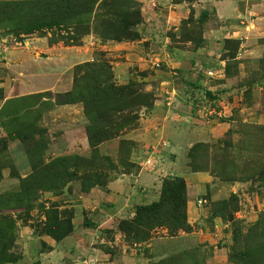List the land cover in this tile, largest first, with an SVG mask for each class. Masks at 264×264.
<instances>
[{
	"label": "rangeland",
	"instance_id": "rangeland-1",
	"mask_svg": "<svg viewBox=\"0 0 264 264\" xmlns=\"http://www.w3.org/2000/svg\"><path fill=\"white\" fill-rule=\"evenodd\" d=\"M249 2L255 1L249 0L247 5ZM143 3L144 0H0V41L13 54L29 58L25 73L33 71L37 64L34 59L53 65V73L45 69V77L47 82L54 78L52 83L61 85L51 91L17 94L12 81H5L0 70V83H4L0 84V264L19 260L24 240L34 235L53 239L46 234L49 227H59L58 233L68 228L71 209L58 206L64 200L60 196L64 188L71 190L75 183L74 194L85 192L83 189L92 183L103 185L108 173L133 171L136 167L129 156L139 149L137 140L142 136L134 133L136 142L130 134L137 127L139 115L153 101L145 84L136 79V40L145 22L142 10L151 12L153 7L156 14L163 15V23L151 26V38L159 45L166 40L171 63L181 59V52L172 54L174 48L200 45L205 23H214L212 11L199 19L201 22L196 20L198 6L196 14L193 9L165 7L164 1L150 0L145 7ZM246 30L238 29L231 38L221 41V66H211L205 73L208 82L204 87L217 85L215 90L225 92L219 93L222 103L210 104L214 112L209 115L214 119L212 125L223 123L222 130L209 128L215 132L211 136L207 129L205 140L191 144L184 155L187 170L207 178L205 186H191L189 193L201 212L198 222L188 224L189 229L151 226L143 228V234L137 237L122 232L119 221L115 225L129 243L197 233L193 241L186 239L185 250L150 264H264V35L252 32L250 36L254 38L245 42L242 36ZM110 34H117L118 39L110 38ZM187 39L190 43L186 45ZM155 51L158 58L153 66L171 75L174 71L176 77L177 65L167 66L162 59L165 52L158 48ZM69 55L77 57L64 61ZM126 61L131 75L120 83L113 76L112 65L124 70L121 63ZM146 71L149 69L142 73ZM107 77L117 88L107 94L108 108L102 117L90 121L81 102H66L82 85L96 84ZM4 87L12 92L11 97L3 99ZM99 126L102 134L97 133ZM86 127L92 147L88 145L82 151L79 142L86 140ZM68 133L71 138L66 139ZM141 156L145 159L140 158L139 163L144 166H151L155 159V154L151 155L152 161L148 154ZM167 176L172 175L160 176V184ZM184 208L186 220V192ZM53 210L61 218L56 226ZM133 216L134 212L130 219ZM40 249L46 251L42 244ZM35 257L32 254L28 264H38ZM58 259L62 257L55 256Z\"/></svg>",
	"mask_w": 264,
	"mask_h": 264
},
{
	"label": "crops",
	"instance_id": "crops-1",
	"mask_svg": "<svg viewBox=\"0 0 264 264\" xmlns=\"http://www.w3.org/2000/svg\"><path fill=\"white\" fill-rule=\"evenodd\" d=\"M160 1L165 2V7H181L182 11L196 10L195 7L198 6V16L201 11L205 14L212 11L214 23L204 22L206 25L200 36L202 40L200 45L194 48H174L172 54L176 51L181 52L179 55L181 59L171 63V58H168L170 49L169 51L166 49V40L164 39L159 45L151 38L153 34L151 26L163 23L161 18L163 15L156 14L153 7L151 12L145 10L146 8L142 10L145 22L139 30L140 38L136 40V79L142 82V85L145 84L153 101L150 107L139 115L137 127L130 134L134 141H136L134 133L142 136V140L136 141L140 151L136 149V153L133 152L135 154L129 156V161L136 163V167L133 171L118 170L108 173L103 185H93L85 192L74 194L75 183H72L71 190L64 188L60 194L64 200L59 202L58 206L59 209L63 206H69L71 209L69 218L72 230L58 241L45 235H34L24 240L21 243L24 248L22 257L14 263L7 264H28L32 254L36 256V260L38 259V264H80V262L81 264H150L185 250L188 248L186 239L189 238V242L195 239L197 233L190 232L184 233L183 236L179 235L177 238L159 236L141 243H129L124 241L121 234L116 231L115 225L121 219H129L136 205L148 204L158 199L160 176L165 174L183 177L186 192V221L190 225L198 222L201 212L189 193L191 186L193 188L197 185L205 186L207 178L187 170L185 151L191 144L205 140L204 135L207 129L208 131H210L209 128L214 129L213 131L222 130L221 125H223L219 121L216 125H212L211 121L214 119L209 118V115L214 112V109L210 107L213 103L224 101L219 94L224 90H215L217 85L209 84L204 87L208 82L205 73L210 72L211 66L214 68L218 66L219 69L222 62L220 58L222 51L219 48L221 41L231 38L238 29H241V32L243 29H248L242 36L245 42L248 39L251 40L250 37L254 38L250 36L252 32H258L257 35L263 37L264 3L260 0H254V3L249 2V5H247L249 0H192L187 1L188 4L185 3L186 0L179 3H172L170 0H154V3H160ZM148 3L150 0H144V7ZM260 4L261 7L257 8ZM238 15L240 18L237 20ZM260 19L262 22L257 23ZM27 43L30 42L27 41ZM188 43L190 39L185 42L186 45ZM1 46H4L2 41H0L1 74L3 73V77L6 76L5 81H12L17 94L51 91L53 87L61 86L59 83H52L55 82L54 78L52 82H47L49 79L45 77V69L50 71L53 65L45 63L44 65L34 59L33 63L35 61L37 64H34L36 66L33 71L25 73V71L28 72L26 61H30L29 58L24 54H13L5 46V49ZM157 48L165 52L162 59L167 66L168 63L172 68L173 65H177L179 70L176 77L174 71L172 72L174 75H171L164 68L161 70L153 66L155 59L158 58L155 53ZM76 57V55H69L68 58H64V61L71 62ZM128 62L121 63L124 70H121L118 65H112L113 76L120 83L131 75ZM147 69L149 71L142 73ZM52 73V71L49 72V74ZM40 78L47 79L41 81ZM152 80L154 83L151 82ZM202 90L204 91L201 92ZM11 93H8V89L4 87L3 99L11 97ZM213 131H210L211 136L215 134ZM68 134L66 139L71 138V134L69 136ZM79 143L82 151L88 148L85 138L80 139ZM144 153L149 155V161L155 158L151 166L139 163L140 158L145 159L141 156ZM152 154L155 156L151 159ZM76 195H79V198L76 199ZM84 220L89 223V226H83ZM41 244L45 246L46 251L40 249ZM55 256L62 259L55 260ZM220 262L218 261V264H227V262Z\"/></svg>",
	"mask_w": 264,
	"mask_h": 264
},
{
	"label": "trees",
	"instance_id": "trees-1",
	"mask_svg": "<svg viewBox=\"0 0 264 264\" xmlns=\"http://www.w3.org/2000/svg\"><path fill=\"white\" fill-rule=\"evenodd\" d=\"M205 15V12L201 11L199 13L198 20L203 18V16ZM116 29H118V27H116L114 31ZM116 35L117 34H110L109 37L112 39H118V36ZM116 88L117 86L112 83L111 77L104 78L103 80L98 79L96 84H84L78 90H74V92L72 93L74 97L68 99L66 102H81L83 104L84 114H86L88 120L93 121L94 119L102 117V112L107 111V94L109 92H114V89ZM68 94H70V92ZM91 114H94V116H92ZM97 129L98 134L103 133L101 126H99ZM20 137L21 136L19 135L17 136V138ZM90 138L91 136L89 127H86V140L89 146ZM21 141L24 144H22L23 147H26L23 138ZM25 152L27 155V148ZM191 168L195 170L193 166H191ZM31 169L33 171L32 167ZM93 185H96V183L90 184L86 189H83V191H87ZM184 206L185 185L182 177L179 175L167 176L161 181L158 199L148 204L136 205L133 218L119 220L118 228L122 230V232L126 233V235H128V233H132V236L134 237L143 234V228H148L151 226H165L168 227L170 230L177 228L189 229L188 223H186L185 220ZM54 213L55 215L53 216V225L56 226L60 224L61 218H59L58 214H56V211H54ZM45 218H48L47 213H45ZM67 226L68 228L66 230H62L61 233H58L59 227L56 226L54 227V229L52 228L54 231L49 227L46 234H48L55 240H59L71 231L72 225L70 223V219H68ZM83 226L87 227L89 226V223L84 220ZM125 240L129 242L128 239ZM13 261L15 260L13 259L10 262Z\"/></svg>",
	"mask_w": 264,
	"mask_h": 264
}]
</instances>
